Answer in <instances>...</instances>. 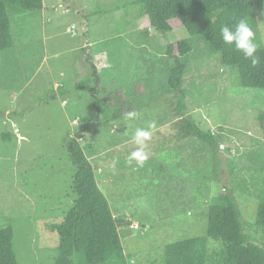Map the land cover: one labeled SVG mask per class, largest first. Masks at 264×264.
Returning a JSON list of instances; mask_svg holds the SVG:
<instances>
[{
    "label": "rangeland",
    "instance_id": "1",
    "mask_svg": "<svg viewBox=\"0 0 264 264\" xmlns=\"http://www.w3.org/2000/svg\"><path fill=\"white\" fill-rule=\"evenodd\" d=\"M135 2L43 0L40 13L11 14L15 47L0 52V228L16 223L20 264H55L59 235L51 226L75 200L67 143L95 114L88 90H76L92 86L88 55L106 90L100 97L119 93L138 114L127 111L118 121L103 115L108 124L80 140L115 218L126 222L118 228L129 263L161 264L166 245L206 235L210 202L227 189L237 196L247 233L264 245L256 225L264 194V90L235 85L219 56L201 49L185 58L192 93L180 112L179 95L168 86L167 49L191 35L179 20L171 32H157ZM251 11L247 23L263 49L264 0ZM73 24L76 36L68 32ZM179 115L193 116L220 148L178 140ZM137 128L151 133L142 163L128 160L141 148ZM222 247L209 240L210 251Z\"/></svg>",
    "mask_w": 264,
    "mask_h": 264
},
{
    "label": "trees",
    "instance_id": "2",
    "mask_svg": "<svg viewBox=\"0 0 264 264\" xmlns=\"http://www.w3.org/2000/svg\"><path fill=\"white\" fill-rule=\"evenodd\" d=\"M256 0H137L142 15L157 32L167 34L173 30L172 20L188 30L191 39L168 46V86L179 95L180 112H185L186 100L192 93L185 88L189 65L185 58L194 52L207 49L218 55L222 66L233 72L235 85L248 89L264 90V48L257 49L259 63L253 65L235 45L226 44L221 36L224 26L233 28L240 19L247 21ZM43 0H0V52L15 47L13 15L42 12ZM92 71V86L76 85L77 91L91 94L94 115L84 118L75 136L67 143V154L74 167L73 205L60 224L51 226L59 235L55 264H130L125 254L118 225L110 203L98 185L96 169L80 143L83 134L118 121L130 113L131 105L121 95H100L99 69L90 55L87 57ZM64 90V88H59ZM68 92V91H67ZM202 94V93H200ZM115 104L112 105V102ZM105 115L110 119L101 122ZM264 121V114L262 116ZM177 139H197L214 151L220 148L217 138L203 130L193 116L179 115L175 122ZM91 148V147H90ZM261 196V198H260ZM258 198L256 225L264 233V194ZM129 225H133L128 222ZM221 242L220 250L210 251L209 240ZM16 223L9 221L0 228V264H20L16 249ZM156 264V262H153ZM161 264H264V245H257L246 231V222L238 206L237 196L227 189L212 198L208 210V229L204 236L187 238L165 246Z\"/></svg>",
    "mask_w": 264,
    "mask_h": 264
},
{
    "label": "clouds",
    "instance_id": "3",
    "mask_svg": "<svg viewBox=\"0 0 264 264\" xmlns=\"http://www.w3.org/2000/svg\"><path fill=\"white\" fill-rule=\"evenodd\" d=\"M221 36L226 44H234L236 50L241 51L246 58H251L253 65L259 63L258 58L255 56V53L258 49V44L255 42V34L246 20L240 19L235 23L233 28L224 26L221 29ZM128 115L131 118L137 116L138 114L133 112L129 113ZM151 127H153V125H149V128ZM150 135L151 133L149 130L143 128L136 129L133 139L136 144L141 145V148L129 155V162L135 159L142 163L147 159L146 154L143 152V145L145 141L150 138Z\"/></svg>",
    "mask_w": 264,
    "mask_h": 264
},
{
    "label": "built area",
    "instance_id": "4",
    "mask_svg": "<svg viewBox=\"0 0 264 264\" xmlns=\"http://www.w3.org/2000/svg\"><path fill=\"white\" fill-rule=\"evenodd\" d=\"M66 12H68V10H66ZM78 31V28H77V26L76 25H72V26H70L69 28H68V32L69 33H71V34H73V35H77V32ZM16 133H19L20 131H19V129H16Z\"/></svg>",
    "mask_w": 264,
    "mask_h": 264
},
{
    "label": "crops",
    "instance_id": "5",
    "mask_svg": "<svg viewBox=\"0 0 264 264\" xmlns=\"http://www.w3.org/2000/svg\"><path fill=\"white\" fill-rule=\"evenodd\" d=\"M43 7H44V6H43ZM42 10H43V9H42ZM43 15H44V14H43ZM60 87H61V86H57V88H56V89H57V90H59V88H60ZM110 180H112V179H110Z\"/></svg>",
    "mask_w": 264,
    "mask_h": 264
}]
</instances>
